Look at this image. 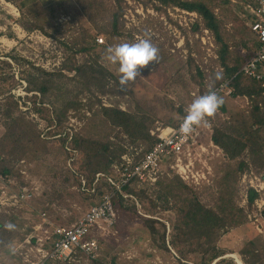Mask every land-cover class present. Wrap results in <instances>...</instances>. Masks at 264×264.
Listing matches in <instances>:
<instances>
[{
	"label": "rangeland",
	"instance_id": "1",
	"mask_svg": "<svg viewBox=\"0 0 264 264\" xmlns=\"http://www.w3.org/2000/svg\"><path fill=\"white\" fill-rule=\"evenodd\" d=\"M248 1L250 0H229L226 3L225 0H215L218 5L214 10L221 20L222 32L225 35L230 34L229 50L240 56L247 54L251 47L249 41L245 45L239 41V28L242 24L248 27L247 19L243 17H246L247 12L242 7ZM115 2L116 0H61L52 5L41 6L29 0H0V60L9 63L0 64V71L5 77L1 89L9 90L19 98V110L35 124L41 139L46 138L47 122L32 110V105L26 99L34 93L36 100L41 96L37 91H28L24 79L28 72L34 70V65L54 72L58 71L64 62L68 66L83 65L100 54L98 62L113 75L108 77L103 92L95 85L91 86L90 90L85 89L82 86L83 78L75 75L73 70L61 68L60 71L67 76L62 78L66 81L62 90L63 98L77 97L80 101L79 107L68 109L63 126L81 132L91 129L96 136L99 131L101 137L121 143L129 142L126 135L118 128L107 126L98 114L95 115L99 110L97 100L106 106L118 105L137 116H143L150 124V130H155L157 126L175 124L184 107L192 100V92L201 94L208 85L223 77V67L218 61L219 44L214 33L203 25V20L197 12L177 6L157 9L155 5L158 3L155 1L145 4L142 0H120L122 13L116 23L118 34L111 36L109 41L104 39V43L94 45L95 36L103 37V31L112 29L111 15L116 10ZM228 9L232 10L235 17L227 11ZM204 29H208V32ZM145 36L158 48V58L143 67L138 66L139 75L135 80L121 85L119 66L104 59L105 50L109 46L122 42L131 43ZM90 45L87 50H77ZM197 67L202 78L197 74ZM201 80L203 84H200ZM48 95L56 100L57 108L62 106L63 98L60 94L56 96L53 88ZM226 107V111L217 108V111L209 115L207 121L199 127L204 132L202 143L208 155H203L197 160L194 170L198 168L204 171L206 175L203 174L210 179L202 181L196 190L199 200L207 206H214L215 199L220 194L222 169L228 165L235 166L238 160H228L221 150L211 145L209 147L208 137H211L214 126L227 123L233 113H247L251 108L250 100L245 96H229ZM2 120L3 118H0V137L5 131ZM260 133L264 136V127ZM51 141L46 143L47 148L42 156L38 157V162L30 161V166L34 167L36 173L27 170L29 163L25 165L24 161L21 162L24 166L15 164L20 156L8 157L10 165L17 168L18 172L20 168L26 169L29 178L38 184V194L16 205L0 206L2 264H22L16 247L27 233L25 229L28 230L34 220L38 221L37 215L40 211L45 210L48 217L56 223H69L96 199L86 198L79 191L78 184L65 170L66 163L62 162L60 154L62 149L55 150L56 146ZM244 155L245 152L240 158ZM258 160L256 158L254 162L250 161L245 168L250 165L254 174L263 173L264 177V166L260 165ZM243 171L236 174L232 201L243 209L244 223L220 231L214 248L219 254L208 264H240V261L246 264L245 261L248 260L252 264H264V216L261 214L264 204L258 208L256 205L260 200L257 197L256 201L248 203V195L245 197V190L241 189L240 176ZM262 180L264 181V178ZM18 182L17 176L11 175L7 178L0 173V187H6L8 192H15ZM261 186L264 199V184ZM145 189L144 198L128 192L132 197L123 198H126L130 205L134 204V210L117 207L114 223L108 224L105 229L107 232L98 236L99 261L102 264H201L200 262L207 261L213 250L190 252L187 259H181L167 244L174 231L172 224L177 218L181 199L177 200L176 196L170 195L166 205L162 206L161 200L155 198L162 188L156 185ZM187 195L189 192L185 191L183 196ZM149 198L155 199L156 212L146 211V204L143 202ZM147 217L157 220L152 226L154 231L150 226L144 225L143 218ZM161 223L165 226L168 250L161 244ZM9 224L13 227L9 228Z\"/></svg>",
	"mask_w": 264,
	"mask_h": 264
},
{
	"label": "trees",
	"instance_id": "2",
	"mask_svg": "<svg viewBox=\"0 0 264 264\" xmlns=\"http://www.w3.org/2000/svg\"><path fill=\"white\" fill-rule=\"evenodd\" d=\"M153 1L158 3L155 5L157 9L177 6L181 9L197 12L203 20V25L214 33L215 39L219 44L218 61L223 67V77L212 85H218L227 79L229 80L228 85L232 88L229 95L222 94L219 96L221 103L218 108L221 111L227 110L226 103L229 96L235 98L245 96L250 100L251 108L247 113H239L237 111L233 114L231 113V120L220 126H214L211 133L212 142L221 149L228 160L238 159L235 166L228 165L222 169L219 181L220 194L216 197L214 206H207L199 200L196 190L198 185L187 184L177 175H163L153 185L140 184L132 179L122 186L125 192H131L139 198H144L146 195L145 188H152L158 185L162 188V191L158 192V196L155 198L161 200L162 206L166 205L170 195L176 196L177 200L181 199L177 218L172 224L174 231L169 240H167V244L175 250L181 259H187L190 252L213 250L214 252L210 254L207 261L200 262L201 264H208L211 259L219 254L214 248L215 240L220 231H224L229 227H237L244 223L245 214L242 211L243 209L236 206L232 201L237 172L243 171L250 161L254 162L256 158L259 159V164L264 166V136L260 133L264 127V85H262L260 80L237 72L245 59L252 54L257 43L249 27L242 24L239 28V41L244 45L249 41L251 44L250 51L240 56V54L229 50L228 39L230 34H227V36L222 32L221 20L214 10L218 5L215 0H142L145 4ZM225 2L228 3L229 0H225ZM115 3L116 10L111 15L112 29L103 31V37L107 41H109L111 36L118 34L116 23L122 10L120 0H116ZM227 11L235 17L231 9ZM243 17L248 19L249 14L247 13L246 17ZM37 27L41 28V26ZM93 44L97 45L96 42H93ZM89 47L91 45L82 46L77 50H87ZM98 56L100 57V54H97L94 59L86 61L83 65L73 64L68 66L64 62L60 65L58 71L54 72H48L34 65L32 67L34 70L26 74L24 79L26 80L27 90L37 91L41 96L39 100H36L37 96L34 93L27 96L26 99L32 105V110L37 112L47 122L46 138L42 139L39 137V131L35 129V124L19 110V98L11 91H3L1 89V83L5 77L3 72L0 71V118H3L2 123L5 130L1 136L2 138L0 137L1 174L7 178L15 175L18 177V183L24 182L23 175L20 171L18 172L17 168H13L10 165L8 157L20 156V158L16 159L15 164L24 166V164L20 163V160H23L25 165L29 163V166H26L27 170L30 173H36L34 167L30 166V161L38 162V157H41L46 150L45 148H47L46 143L52 140L51 142L56 146L55 150L57 148L62 149L60 152L62 154L61 160L64 164L66 163L65 170L67 174L71 175L78 186H80L81 177L85 180L87 190L79 189V191L86 198H96L90 205L98 202L103 193L113 190L104 176H100L95 180V174L97 172L110 173L113 162L118 161L120 155L125 151L124 143L105 139L101 137V132L99 131L96 136L91 129L88 132H81L78 130L72 131L70 128L63 126V122L67 119L68 109L79 107L80 101L77 97L65 96L63 98L62 90L66 86V81L62 80V78H67V76L60 70L65 67L67 70L75 71V75L83 78L82 86L85 89L90 90L89 88L95 85L99 91L103 92L105 85L108 83V77H113V75L98 62ZM0 64L9 65L8 62L2 60H0ZM197 74L202 78L198 67ZM199 82L203 84L202 80ZM52 88L56 96L60 94V97L63 98L60 108L56 107V100L51 99L50 94L47 96V93H50ZM205 90L206 88L203 92ZM97 101L99 102V110L95 115L98 114L103 119L102 122L104 121L111 128L120 129L126 135L130 144L141 143L144 146V150L150 149L156 138L150 134V124L146 122L143 116H137L128 110L120 108L118 105L106 106L100 100ZM183 113L184 110L182 111ZM244 152V157L240 158ZM136 187L138 190L135 189ZM92 188L93 191H91ZM185 191L189 192V195L183 196ZM247 195L248 203L251 204L258 196V193L254 189L249 188ZM112 198L113 205L120 209L132 211L135 208L133 203V205H130L126 201L127 199H124L119 193H114ZM147 200L143 202L146 204V211L150 213L156 212L155 199L149 198ZM261 214L264 216V208L261 210ZM0 217L2 218L1 215ZM143 219L144 225L150 226L152 231H154L152 226L157 220L151 217ZM1 225L0 221V227ZM160 227H162V231H160L161 244L168 250V245L165 241V226L161 223ZM245 263L252 264L249 260L248 262L245 261ZM89 264L102 263L97 258Z\"/></svg>",
	"mask_w": 264,
	"mask_h": 264
},
{
	"label": "built area",
	"instance_id": "3",
	"mask_svg": "<svg viewBox=\"0 0 264 264\" xmlns=\"http://www.w3.org/2000/svg\"><path fill=\"white\" fill-rule=\"evenodd\" d=\"M242 7L249 14L246 23L257 46L237 72L260 80L264 85V0H250ZM204 31L207 33L208 29ZM94 40L97 44L104 43L102 36H95ZM228 82L229 80L225 79L218 85H208L202 94L197 91L192 92V100L210 90L215 91L218 96L229 95L232 88ZM192 100L184 107V113L179 116L175 124L165 127L157 126L155 130H150V134L156 138L150 149L144 150L141 143L125 142L123 144L125 151L118 161L113 162L110 173L97 172L95 174V180L104 176L113 190L103 193L98 202L88 206L75 220L69 223H56L48 217L46 211H40L38 221L31 225L22 242L16 247L22 264H89L97 259L98 236L107 232L106 226L113 224L117 217V207L113 205L112 196L114 193H119L122 197H132L122 189V186L132 179L140 184L149 185L155 184L163 175H177L185 183L191 185H199L202 181L209 180L210 177L205 176L204 171L198 168L194 170L197 160L199 161L203 155L204 157L208 155L202 143L204 132L199 128L207 121L208 116L194 126L190 135H184L179 131ZM208 140L209 147L211 145L221 150L212 142L211 137H208ZM21 162L23 160H20ZM19 171L23 175L24 182L18 183L13 193L1 186L0 206L16 205L38 194V184L29 178L26 169L21 168ZM253 172L254 170L249 165L241 173V189L245 190V197H247L249 188L254 189L260 200L256 206L261 208L264 204L263 194H261L263 189L261 184H264L263 173L256 175ZM79 189L87 190L82 177ZM0 264H2L1 261Z\"/></svg>",
	"mask_w": 264,
	"mask_h": 264
},
{
	"label": "clouds",
	"instance_id": "4",
	"mask_svg": "<svg viewBox=\"0 0 264 264\" xmlns=\"http://www.w3.org/2000/svg\"><path fill=\"white\" fill-rule=\"evenodd\" d=\"M158 58V48L147 36L138 38L134 42H122L114 46H109L105 50L104 59L110 64H118V71L121 73L119 83L126 85L134 81L139 75V67L148 65L150 61ZM221 98L215 91H208L192 100L187 109L179 131L184 135H190L194 126L208 115H212L219 104ZM9 228L13 225H7Z\"/></svg>",
	"mask_w": 264,
	"mask_h": 264
},
{
	"label": "crops",
	"instance_id": "5",
	"mask_svg": "<svg viewBox=\"0 0 264 264\" xmlns=\"http://www.w3.org/2000/svg\"><path fill=\"white\" fill-rule=\"evenodd\" d=\"M61 0H29V2H31V3H37V4H39V5H41V6H45V5H52V4H54V3H58V2H60ZM38 216V215H37ZM37 221V220H36ZM36 221L34 220L33 221V223L32 224H30V227H31V225H33L34 223H36ZM30 229V228H29ZM28 229V230H29ZM27 229H25V231H28ZM21 234L22 235H24V233H22L21 232ZM23 238V237H22ZM21 238V239H22Z\"/></svg>",
	"mask_w": 264,
	"mask_h": 264
},
{
	"label": "bare ground",
	"instance_id": "6",
	"mask_svg": "<svg viewBox=\"0 0 264 264\" xmlns=\"http://www.w3.org/2000/svg\"><path fill=\"white\" fill-rule=\"evenodd\" d=\"M240 264H242V262L240 261Z\"/></svg>",
	"mask_w": 264,
	"mask_h": 264
}]
</instances>
